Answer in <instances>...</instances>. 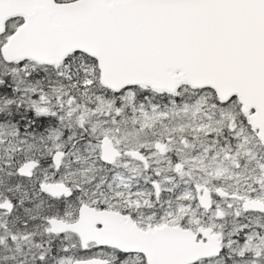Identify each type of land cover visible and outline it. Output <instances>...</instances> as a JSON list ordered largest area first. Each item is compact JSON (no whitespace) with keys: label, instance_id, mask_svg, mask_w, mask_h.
Here are the masks:
<instances>
[{"label":"snow or ice","instance_id":"obj_1","mask_svg":"<svg viewBox=\"0 0 264 264\" xmlns=\"http://www.w3.org/2000/svg\"><path fill=\"white\" fill-rule=\"evenodd\" d=\"M0 264H264V0H0Z\"/></svg>","mask_w":264,"mask_h":264}]
</instances>
